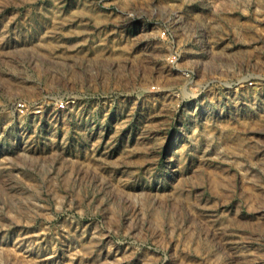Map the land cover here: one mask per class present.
<instances>
[{
	"label": "rangeland",
	"instance_id": "374dc122",
	"mask_svg": "<svg viewBox=\"0 0 264 264\" xmlns=\"http://www.w3.org/2000/svg\"><path fill=\"white\" fill-rule=\"evenodd\" d=\"M0 264H264V0H0Z\"/></svg>",
	"mask_w": 264,
	"mask_h": 264
}]
</instances>
